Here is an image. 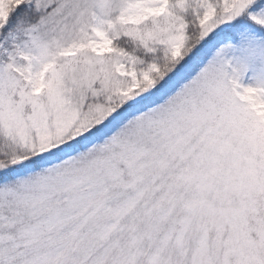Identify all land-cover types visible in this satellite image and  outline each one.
Returning a JSON list of instances; mask_svg holds the SVG:
<instances>
[{"label": "snow or ice", "instance_id": "6c2138e0", "mask_svg": "<svg viewBox=\"0 0 264 264\" xmlns=\"http://www.w3.org/2000/svg\"><path fill=\"white\" fill-rule=\"evenodd\" d=\"M0 264H264V0H0Z\"/></svg>", "mask_w": 264, "mask_h": 264}]
</instances>
